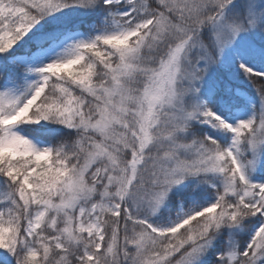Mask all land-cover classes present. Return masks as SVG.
Instances as JSON below:
<instances>
[{
	"label": "snow or ice",
	"instance_id": "obj_1",
	"mask_svg": "<svg viewBox=\"0 0 264 264\" xmlns=\"http://www.w3.org/2000/svg\"><path fill=\"white\" fill-rule=\"evenodd\" d=\"M0 264H264V0H0Z\"/></svg>",
	"mask_w": 264,
	"mask_h": 264
},
{
	"label": "rangeland",
	"instance_id": "obj_2",
	"mask_svg": "<svg viewBox=\"0 0 264 264\" xmlns=\"http://www.w3.org/2000/svg\"><path fill=\"white\" fill-rule=\"evenodd\" d=\"M257 66H259V65H257ZM245 115H246V113H245Z\"/></svg>",
	"mask_w": 264,
	"mask_h": 264
}]
</instances>
